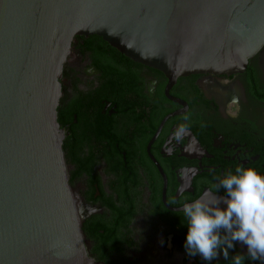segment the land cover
<instances>
[{
	"label": "flooded vegetation",
	"instance_id": "af4514ba",
	"mask_svg": "<svg viewBox=\"0 0 264 264\" xmlns=\"http://www.w3.org/2000/svg\"><path fill=\"white\" fill-rule=\"evenodd\" d=\"M111 47V46H110ZM99 36L77 35L60 78L57 122L83 243L96 264H233L185 249L182 212L236 166L264 175V46L243 72L166 75ZM233 97L239 103L228 114ZM189 132L171 140L183 116ZM171 141V142H170ZM217 196L225 195L220 189Z\"/></svg>",
	"mask_w": 264,
	"mask_h": 264
},
{
	"label": "water",
	"instance_id": "95a60500",
	"mask_svg": "<svg viewBox=\"0 0 264 264\" xmlns=\"http://www.w3.org/2000/svg\"><path fill=\"white\" fill-rule=\"evenodd\" d=\"M77 35L163 72L168 88L191 74L243 72L264 46V0H0V264H96L57 122Z\"/></svg>",
	"mask_w": 264,
	"mask_h": 264
},
{
	"label": "clouds",
	"instance_id": "9594fccd",
	"mask_svg": "<svg viewBox=\"0 0 264 264\" xmlns=\"http://www.w3.org/2000/svg\"><path fill=\"white\" fill-rule=\"evenodd\" d=\"M238 103V98L231 99L229 115H237L232 106ZM183 120L185 123L178 125L171 140L179 142L190 135V113ZM216 180L218 183L197 199L183 204L182 212L187 220L186 252L209 261L219 251L227 260L234 242H241L253 261L264 259V175L253 167L238 165L234 172L229 170ZM220 189L225 195H216ZM232 259L233 264H243L245 257L237 253Z\"/></svg>",
	"mask_w": 264,
	"mask_h": 264
},
{
	"label": "trees",
	"instance_id": "16d2710c",
	"mask_svg": "<svg viewBox=\"0 0 264 264\" xmlns=\"http://www.w3.org/2000/svg\"><path fill=\"white\" fill-rule=\"evenodd\" d=\"M94 37H98V36H96V35H93ZM100 38V37H99ZM108 45V44H107ZM109 46V45H108ZM110 47V46H109ZM112 50H114L115 52H117V53H119L116 49H114V48H112V47H110Z\"/></svg>",
	"mask_w": 264,
	"mask_h": 264
}]
</instances>
